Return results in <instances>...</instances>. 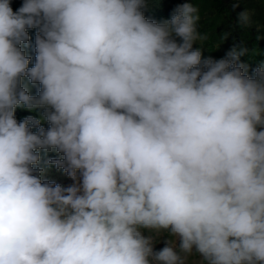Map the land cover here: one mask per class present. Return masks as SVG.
Instances as JSON below:
<instances>
[{"label":"clouds","instance_id":"obj_1","mask_svg":"<svg viewBox=\"0 0 264 264\" xmlns=\"http://www.w3.org/2000/svg\"><path fill=\"white\" fill-rule=\"evenodd\" d=\"M11 4L0 264H264V63L249 76L246 49L203 57L191 2L162 22L145 0ZM18 108L39 115L18 122ZM52 165L72 183L44 179Z\"/></svg>","mask_w":264,"mask_h":264},{"label":"trees","instance_id":"obj_2","mask_svg":"<svg viewBox=\"0 0 264 264\" xmlns=\"http://www.w3.org/2000/svg\"><path fill=\"white\" fill-rule=\"evenodd\" d=\"M23 0H15L11 6L15 11L18 9ZM176 7L175 0H145V7L142 9L144 15L149 20H154L156 22H162L166 19H169L173 9ZM227 33V38L225 39V45L222 50L214 56L213 59H221L226 56V54L232 50L236 49L237 51L241 49H246L244 55L240 56L239 63L248 65V75L251 76L253 74V70L264 63V37H262L256 30L252 29L250 26H241L239 18L236 14L232 13L229 15V19L225 25L224 34ZM29 45L25 49L28 55L32 57L30 61V67L34 64L35 61V52L33 51L34 47V38H35V30H29ZM195 47H199L198 45H194ZM203 57H209L206 52L203 51ZM39 89V85L29 86L30 94L36 95ZM30 111L18 108L15 113V117L17 121L23 120L25 117L29 116ZM33 116H38V112H32ZM45 128L48 127L45 122L43 125ZM42 164L47 159L51 158H59V155L55 152L47 153L46 155L42 153ZM44 179L54 182L56 184H61L64 186L72 183L70 178L63 172V170H58L54 165L47 166V170L44 175Z\"/></svg>","mask_w":264,"mask_h":264},{"label":"rangeland","instance_id":"obj_3","mask_svg":"<svg viewBox=\"0 0 264 264\" xmlns=\"http://www.w3.org/2000/svg\"><path fill=\"white\" fill-rule=\"evenodd\" d=\"M15 0H12V3ZM176 6L180 3L191 2L200 9L201 20L198 25V31L206 35L204 41H199V47L206 52L208 56L214 58L225 45L224 29L229 19V15L239 14L249 11L250 26L264 37V0H175ZM31 116L32 112H29ZM48 125V124H47ZM163 243L158 244L157 249L163 247Z\"/></svg>","mask_w":264,"mask_h":264}]
</instances>
